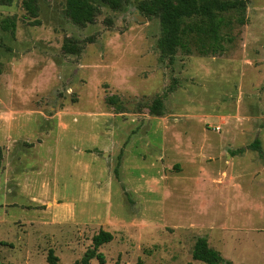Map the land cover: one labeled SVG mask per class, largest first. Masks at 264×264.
Instances as JSON below:
<instances>
[{"label": "rangeland", "instance_id": "374dc122", "mask_svg": "<svg viewBox=\"0 0 264 264\" xmlns=\"http://www.w3.org/2000/svg\"><path fill=\"white\" fill-rule=\"evenodd\" d=\"M22 1L0 5V261L50 264L51 249L74 264L102 229L107 264H205L198 236L230 264H264V0L222 51L172 63L143 0L101 4L84 27L65 0H37L36 18Z\"/></svg>", "mask_w": 264, "mask_h": 264}, {"label": "trees", "instance_id": "16d2710c", "mask_svg": "<svg viewBox=\"0 0 264 264\" xmlns=\"http://www.w3.org/2000/svg\"><path fill=\"white\" fill-rule=\"evenodd\" d=\"M13 0H0V5H10ZM126 0H65L64 14L75 25L84 27L93 23L100 12L101 4H106L112 10L123 8ZM248 0H143L138 4L141 13L154 15L158 18L160 37L157 45L160 54L174 61V55L178 49L190 53L191 45H194L199 54L216 53L222 51L221 40L223 34L227 40H231L229 32L235 26L246 23L245 10ZM23 7L32 18L38 16L39 6L37 0H23ZM37 22V21H35ZM15 17L6 16L1 20V27L12 34L15 30ZM63 48L68 53H78L79 47L70 40L63 43ZM1 73V70H0ZM117 97H108L110 103H116ZM119 109V108H118ZM154 115L162 114L161 98H156L150 107ZM252 148L261 147L258 140L251 145ZM3 161V149L0 146V168ZM113 235L109 231L99 230L91 238L92 244L86 249L83 256L74 264H90V260L96 258L99 264H107L104 254L98 248L112 240ZM0 244L6 242L0 240ZM192 258L205 264H230L225 261L218 251L208 245L204 236L196 237L192 252ZM47 261L56 264L57 256L49 250ZM0 264H11L0 261Z\"/></svg>", "mask_w": 264, "mask_h": 264}, {"label": "crops", "instance_id": "0c3cea01", "mask_svg": "<svg viewBox=\"0 0 264 264\" xmlns=\"http://www.w3.org/2000/svg\"><path fill=\"white\" fill-rule=\"evenodd\" d=\"M255 140H258V141H259V144H260V147H261V150H262L261 141H260L259 139H255ZM255 140H254V141H255ZM254 141H253V142H254ZM253 142H252V143H253ZM252 143H251V144H252ZM251 144H250V145H251ZM250 145H249V147L251 148ZM243 152H244V151H243ZM224 176H225V174H224ZM224 176H223V177H224Z\"/></svg>", "mask_w": 264, "mask_h": 264}]
</instances>
